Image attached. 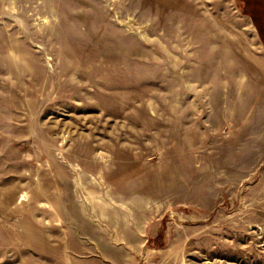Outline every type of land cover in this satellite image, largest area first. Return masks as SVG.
Segmentation results:
<instances>
[{
	"label": "rangeland",
	"instance_id": "obj_1",
	"mask_svg": "<svg viewBox=\"0 0 264 264\" xmlns=\"http://www.w3.org/2000/svg\"><path fill=\"white\" fill-rule=\"evenodd\" d=\"M0 264H264V0H0Z\"/></svg>",
	"mask_w": 264,
	"mask_h": 264
}]
</instances>
